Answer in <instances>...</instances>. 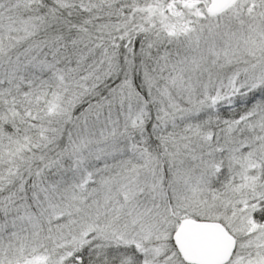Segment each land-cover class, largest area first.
<instances>
[{"label": "snow or ice", "instance_id": "snow-or-ice-1", "mask_svg": "<svg viewBox=\"0 0 264 264\" xmlns=\"http://www.w3.org/2000/svg\"><path fill=\"white\" fill-rule=\"evenodd\" d=\"M0 264H264V0H0Z\"/></svg>", "mask_w": 264, "mask_h": 264}]
</instances>
